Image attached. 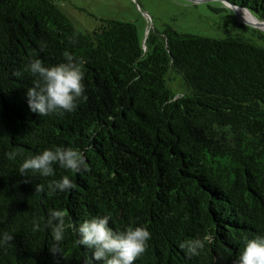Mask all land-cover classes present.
I'll use <instances>...</instances> for the list:
<instances>
[{
  "label": "trees",
  "instance_id": "16d2710c",
  "mask_svg": "<svg viewBox=\"0 0 264 264\" xmlns=\"http://www.w3.org/2000/svg\"><path fill=\"white\" fill-rule=\"evenodd\" d=\"M227 1L264 20V0ZM224 36L166 24L143 44L130 21L101 19L82 31L57 0H0V233L13 234L0 264H84L92 250L71 229L62 253L50 251L44 221L53 208L77 226L110 214L114 229L146 227L151 238L134 264H234L245 236H264V32L239 23ZM66 50L85 60L88 99L40 116L29 108L34 77L23 69L33 57L64 62ZM171 71L182 94L167 85ZM54 146L84 151L89 170L19 173L25 157ZM13 150L21 155L9 160ZM64 175L77 187L49 193L48 182ZM204 236L213 242L199 255L179 246Z\"/></svg>",
  "mask_w": 264,
  "mask_h": 264
},
{
  "label": "clouds",
  "instance_id": "9594fccd",
  "mask_svg": "<svg viewBox=\"0 0 264 264\" xmlns=\"http://www.w3.org/2000/svg\"><path fill=\"white\" fill-rule=\"evenodd\" d=\"M45 47L41 44V49ZM64 62L55 65H46L39 58H31L23 71L29 72L33 77L32 85L27 89V102L31 111L40 116L51 114L63 115L76 110L80 100L87 101L85 85L83 83L85 73L82 66L83 58H77L73 53H63ZM18 76L21 72L16 73ZM9 160H15L21 155L20 150L9 151ZM58 165L74 174H80L89 170L84 151L73 147L54 146L42 152L27 156L19 166V173L29 177L39 174L42 177H54L55 168ZM25 182H28L27 179ZM77 185L68 175L61 179H52L48 182L49 193H64L75 189ZM45 190L42 183L35 185V193L40 194ZM68 213L63 209H50L46 221L34 219L33 231L41 230L40 221H44L47 228L51 229L53 244L50 251L53 254L62 253L61 245L65 240L66 229H71L77 234L78 245H83L92 250L91 256L86 255L84 264H92L93 260L102 261L103 264H134V261L147 249V242L151 238L150 231L135 222L129 224L124 230L114 229L110 226L111 216H94L86 219L78 226L75 221L66 223ZM13 234L0 233V246L11 244ZM213 238L204 236L183 241L179 246L191 257L199 255L205 244H211ZM244 249L234 264H264V236L256 235L253 238L244 237Z\"/></svg>",
  "mask_w": 264,
  "mask_h": 264
},
{
  "label": "rangeland",
  "instance_id": "374dc122",
  "mask_svg": "<svg viewBox=\"0 0 264 264\" xmlns=\"http://www.w3.org/2000/svg\"><path fill=\"white\" fill-rule=\"evenodd\" d=\"M80 30L91 31L101 19L114 18L136 25L143 43L146 33L160 32L166 24L179 32L222 38L239 22L217 1L205 0H57ZM247 19H250L247 16ZM145 43V41H144ZM143 43V44H144ZM167 85L176 95L184 87L179 75L169 72Z\"/></svg>",
  "mask_w": 264,
  "mask_h": 264
},
{
  "label": "water",
  "instance_id": "95a60500",
  "mask_svg": "<svg viewBox=\"0 0 264 264\" xmlns=\"http://www.w3.org/2000/svg\"><path fill=\"white\" fill-rule=\"evenodd\" d=\"M205 1H217L220 2L224 7V10L229 9L237 21L241 24H244L254 30H258L261 32H264V20L258 18L254 13H252L248 8L239 6L233 3H230L227 0H205ZM247 16L250 17V19H247ZM147 36V33H146ZM146 37L143 40V43L145 41Z\"/></svg>",
  "mask_w": 264,
  "mask_h": 264
}]
</instances>
